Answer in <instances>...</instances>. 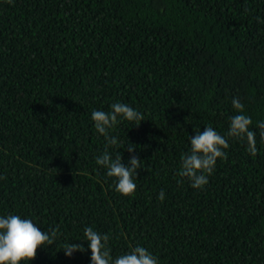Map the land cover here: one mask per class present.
Instances as JSON below:
<instances>
[{
  "label": "trees",
  "instance_id": "trees-1",
  "mask_svg": "<svg viewBox=\"0 0 264 264\" xmlns=\"http://www.w3.org/2000/svg\"><path fill=\"white\" fill-rule=\"evenodd\" d=\"M237 97L255 156L227 136ZM115 102L144 120L121 118L109 146L91 114ZM260 121L264 0H0V216L58 232L21 264H91L86 227L113 259L142 246L158 264H264ZM206 126L230 146L196 189L177 172ZM106 148L142 160L132 195L96 163Z\"/></svg>",
  "mask_w": 264,
  "mask_h": 264
},
{
  "label": "clouds",
  "instance_id": "clouds-1",
  "mask_svg": "<svg viewBox=\"0 0 264 264\" xmlns=\"http://www.w3.org/2000/svg\"><path fill=\"white\" fill-rule=\"evenodd\" d=\"M232 106L239 114L230 117L227 136L246 141V150L255 156L258 149L256 133L250 130L252 120L243 114L244 105L238 97L233 98ZM121 118L136 121L137 126L144 120L142 113L122 102L113 103L110 112L94 110L91 114L95 129L105 137L109 146L117 145V137L110 136L109 129L118 124ZM257 127L260 129L261 140L264 141V121L258 122ZM195 132V136L190 137V152L181 156L177 175L182 178L178 183L187 178L191 182V187L201 189L209 183L208 177L212 175L217 159H227L225 149L230 145L228 140L211 126H206L202 132ZM127 151L134 153L136 149L134 145L129 144ZM95 159L98 165L107 169L108 177L116 179L117 192L130 196L136 191L137 185L133 176L137 175V169L144 167L139 156L131 155L128 165H125L121 153L117 152L113 158L106 148L103 154ZM157 198L164 200L163 190L159 192ZM83 235L84 240L89 242L91 264H158V258L142 246H135L129 252L113 259L107 247L110 239L108 234H101L92 227H86ZM57 236V230L53 229L50 233L42 232L31 219L21 218L15 214L0 216V264H21L22 261L34 260L37 250L41 246L53 245ZM62 249L66 256H71L75 251H85L83 244L76 243H68Z\"/></svg>",
  "mask_w": 264,
  "mask_h": 264
}]
</instances>
